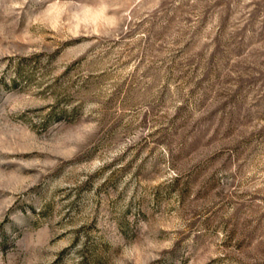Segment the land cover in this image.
Returning a JSON list of instances; mask_svg holds the SVG:
<instances>
[{
	"label": "rangeland",
	"instance_id": "rangeland-1",
	"mask_svg": "<svg viewBox=\"0 0 264 264\" xmlns=\"http://www.w3.org/2000/svg\"><path fill=\"white\" fill-rule=\"evenodd\" d=\"M0 264H264V0H0Z\"/></svg>",
	"mask_w": 264,
	"mask_h": 264
}]
</instances>
